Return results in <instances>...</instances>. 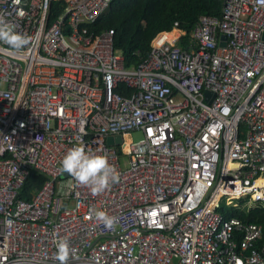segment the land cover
<instances>
[{
  "label": "built area",
  "instance_id": "obj_1",
  "mask_svg": "<svg viewBox=\"0 0 264 264\" xmlns=\"http://www.w3.org/2000/svg\"><path fill=\"white\" fill-rule=\"evenodd\" d=\"M112 1L0 0L31 38L0 44V264H59L61 239L67 264H264L262 225L218 211L264 201V0H224L188 49L176 22L135 66L93 27ZM77 145L119 180L94 194L62 173ZM31 170L47 180L25 199Z\"/></svg>",
  "mask_w": 264,
  "mask_h": 264
},
{
  "label": "trees",
  "instance_id": "obj_2",
  "mask_svg": "<svg viewBox=\"0 0 264 264\" xmlns=\"http://www.w3.org/2000/svg\"><path fill=\"white\" fill-rule=\"evenodd\" d=\"M223 7L224 0H113L109 11L93 27L97 31L113 28L115 48L124 54L126 66H135L148 56L154 38L162 31H172L176 22L186 30V34L181 36V46L191 48V33L200 16L221 17ZM117 91L129 95L133 89L120 84ZM46 180V175L31 170L20 196L31 198ZM218 211L227 217L258 223L264 229V201L256 203L240 199L236 206L222 201Z\"/></svg>",
  "mask_w": 264,
  "mask_h": 264
},
{
  "label": "clouds",
  "instance_id": "obj_3",
  "mask_svg": "<svg viewBox=\"0 0 264 264\" xmlns=\"http://www.w3.org/2000/svg\"><path fill=\"white\" fill-rule=\"evenodd\" d=\"M30 37L20 34L15 26L0 17V44H5L12 52H19L30 43ZM61 172L68 174L78 185L91 187L94 194L103 192L111 183L119 180L116 169L108 162L106 155L86 151L83 146L70 148L61 160ZM71 187V184L69 185ZM96 218L105 228L112 229L117 223L114 216L97 212ZM57 254L55 259L59 264H67L71 249L67 239L56 241Z\"/></svg>",
  "mask_w": 264,
  "mask_h": 264
},
{
  "label": "rangeland",
  "instance_id": "obj_4",
  "mask_svg": "<svg viewBox=\"0 0 264 264\" xmlns=\"http://www.w3.org/2000/svg\"><path fill=\"white\" fill-rule=\"evenodd\" d=\"M143 138V134L141 131H134L132 134L128 136V140L138 141Z\"/></svg>",
  "mask_w": 264,
  "mask_h": 264
},
{
  "label": "water",
  "instance_id": "obj_5",
  "mask_svg": "<svg viewBox=\"0 0 264 264\" xmlns=\"http://www.w3.org/2000/svg\"><path fill=\"white\" fill-rule=\"evenodd\" d=\"M223 44V43H222ZM225 44V43H224ZM121 141V137L120 136H117L116 138H114L113 136H109L108 138H107V142L109 143V144H112V143H114V142H120Z\"/></svg>",
  "mask_w": 264,
  "mask_h": 264
},
{
  "label": "bare ground",
  "instance_id": "obj_6",
  "mask_svg": "<svg viewBox=\"0 0 264 264\" xmlns=\"http://www.w3.org/2000/svg\"><path fill=\"white\" fill-rule=\"evenodd\" d=\"M177 33H178V31L175 29V30H173L172 32H170V33L168 34V36H169V37H174V36L177 35Z\"/></svg>",
  "mask_w": 264,
  "mask_h": 264
}]
</instances>
